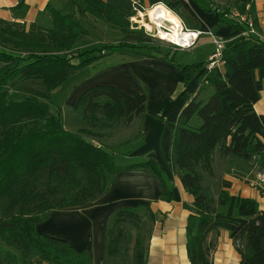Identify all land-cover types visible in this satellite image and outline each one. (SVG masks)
I'll return each instance as SVG.
<instances>
[{
  "label": "trees",
  "instance_id": "1",
  "mask_svg": "<svg viewBox=\"0 0 264 264\" xmlns=\"http://www.w3.org/2000/svg\"><path fill=\"white\" fill-rule=\"evenodd\" d=\"M69 1L68 10H51L50 27L16 21L27 12L23 0L11 8L15 20L0 19V264H93L85 250L38 232L36 225L52 211L95 202L118 173H151L159 181L160 199L173 200L170 177L154 160L116 161L114 148L143 136L136 130L125 137L121 129L142 120L146 92L130 94L109 84L86 87L72 106L82 122L75 130L65 128L60 109L51 110L49 93L19 101L7 95L11 81L27 79H41L50 92L76 71L124 47L170 62L184 86L193 78L199 83L195 94L184 93L186 103L176 120L168 122L172 139L167 165L192 197L183 203L190 264H214L220 230L228 232L240 255L238 264H264V210L255 199L230 193V182L215 169L218 159H227L231 166L255 160L264 168V114L254 109L264 88V37L257 34L254 3L235 0L231 7L220 8L208 0V6L191 0L203 12L216 14L219 24L238 31L234 39L222 37V63L208 69L209 60L175 62L169 56L172 49L152 43L129 21L143 4H163L181 18L179 0ZM97 23L115 30L116 40L88 49L92 41L86 38ZM206 86L212 90L202 99ZM156 218L151 201L115 210L100 264H146Z\"/></svg>",
  "mask_w": 264,
  "mask_h": 264
},
{
  "label": "crops",
  "instance_id": "2",
  "mask_svg": "<svg viewBox=\"0 0 264 264\" xmlns=\"http://www.w3.org/2000/svg\"><path fill=\"white\" fill-rule=\"evenodd\" d=\"M23 1L27 5V12L24 18L16 21L35 22L43 27L51 26L52 9L62 11L71 7L69 0ZM179 1L196 27L211 29L216 35L230 40L238 36V31H232L230 25L219 24L216 14L203 12L191 0ZM248 1L255 5L257 34L264 37V0ZM18 2L19 0H0V19L15 20L11 8ZM124 48H118L104 57L106 61L100 71L96 72L98 76L90 80V85H116L130 94L143 93L145 89L148 98L145 115L133 128L124 129L122 134L130 137L137 130L143 136L123 145L136 148L125 152L124 156L116 161L125 164L144 158L154 160L170 177L173 200L166 202L160 199V184L153 174L140 171L122 172L116 174L114 182L98 200L80 207L81 216L72 218L63 210H55L36 225V230L67 239L76 250H85L93 264H100L105 255V236L112 213L122 207L135 206L140 201H151V208L157 218L152 226L146 264H190L185 244L188 211L183 207V203H190L192 197L167 165L172 139L168 122L176 120L186 103L184 93L195 94L199 83L193 78L184 86L182 75L170 62L156 57L135 55L132 48ZM208 89V86L203 88L200 98L206 99L210 92ZM254 109L258 114H264V88ZM256 165L255 160H250L231 166L228 165L227 159H218L215 169L219 176L230 182V193L253 198L258 202L260 209L264 210V193L255 185L253 178ZM212 260L214 264L239 263L240 255L225 230H220Z\"/></svg>",
  "mask_w": 264,
  "mask_h": 264
},
{
  "label": "rangeland",
  "instance_id": "3",
  "mask_svg": "<svg viewBox=\"0 0 264 264\" xmlns=\"http://www.w3.org/2000/svg\"><path fill=\"white\" fill-rule=\"evenodd\" d=\"M234 1L235 0H208V2H210L213 6H219L220 8L231 7ZM197 2L201 6L209 5L206 0H197ZM143 7L144 9L140 8L136 11L135 15L129 19L131 25L136 26L137 29H143V33L152 39V43L159 44L165 49H172L169 56L175 62L182 64L204 62L207 61L209 59V56L215 51V46L211 41L212 38L207 33H201L196 39L195 44L188 49L177 48L171 42L159 38L158 30L156 28H152L153 26L151 24H149L148 27L145 23L147 22V16L145 15L152 13V11L156 7H158V4L150 8L148 4H143ZM168 11L178 19L181 27H183L184 29L194 30L192 26L193 22L191 21L192 19L189 16L188 11L184 7L180 6V8L178 9V12L182 15L181 18L178 17L174 12H171L169 9ZM114 33L115 30H113L112 28H104L100 23H97L95 25V29H93L90 32L89 37L86 38L87 41H92L88 46V49H91L93 47H100L102 43H104V40L111 42L115 41L116 39H113ZM116 36H118L117 33ZM125 50L126 48H124V51ZM115 51H117V49ZM98 61L99 63L101 62L102 65L104 64V61H106V58L100 59ZM75 62H78V60H76ZM98 64L84 67L76 71L72 76L65 80L59 88L54 89L50 92L47 91L46 86L41 79H27L20 82L13 80L8 84L7 87L8 98L13 101H19L30 95H45L46 93H49V106L51 110L56 111L60 109V114L64 121L65 128L69 130H75L76 128L82 126V122L72 110V106L76 102L80 93L86 87L92 86L90 85V80L94 77H97L98 75H96V72L100 71L96 69V67L100 65ZM208 88V90H210L211 92L212 88L209 86ZM143 92H146L145 89L143 90ZM118 133L119 132H117L116 135ZM121 134H124V129H121ZM134 148H136V146H117L116 148H114L116 159L118 160L120 157L124 156L125 152H128ZM257 167L260 166L257 164L255 168ZM63 211L67 215L72 216V218L82 215V208L80 207L70 208Z\"/></svg>",
  "mask_w": 264,
  "mask_h": 264
},
{
  "label": "bare ground",
  "instance_id": "4",
  "mask_svg": "<svg viewBox=\"0 0 264 264\" xmlns=\"http://www.w3.org/2000/svg\"><path fill=\"white\" fill-rule=\"evenodd\" d=\"M145 16H147L146 25L149 27L151 24L152 28H156L159 38L176 44L186 43L189 34L182 30L178 19L163 4H158L152 13Z\"/></svg>",
  "mask_w": 264,
  "mask_h": 264
},
{
  "label": "built area",
  "instance_id": "5",
  "mask_svg": "<svg viewBox=\"0 0 264 264\" xmlns=\"http://www.w3.org/2000/svg\"><path fill=\"white\" fill-rule=\"evenodd\" d=\"M249 24H251V22H249ZM181 28L184 29L183 27ZM184 31H186L189 34L186 43L183 44L172 43L173 45L181 49H188L195 44L196 39L201 33H207L211 36L212 38L211 41L215 46V51L210 55L208 59L209 60L208 69H212L214 67L220 66V64L222 63L221 53L225 42L222 37L216 36L212 34L210 31L189 30V29H184ZM253 178L255 185L262 193H264V168H260V167L255 168L253 171Z\"/></svg>",
  "mask_w": 264,
  "mask_h": 264
}]
</instances>
